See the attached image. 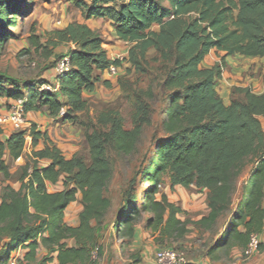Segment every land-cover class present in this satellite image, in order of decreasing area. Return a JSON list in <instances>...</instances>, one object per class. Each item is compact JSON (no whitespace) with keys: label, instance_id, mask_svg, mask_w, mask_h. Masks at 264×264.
I'll return each instance as SVG.
<instances>
[{"label":"trees","instance_id":"trees-1","mask_svg":"<svg viewBox=\"0 0 264 264\" xmlns=\"http://www.w3.org/2000/svg\"><path fill=\"white\" fill-rule=\"evenodd\" d=\"M34 2L0 0V56L13 35L10 28L30 12ZM75 5L86 19L108 20L115 38L129 43L124 61L129 64L127 74L143 73L147 53L153 50V61L163 70L160 86L167 92L161 122L164 136L139 172L147 183L144 198L138 205L130 191L125 194L112 222L117 237L133 239L141 214L147 213L144 228L166 247L183 239L190 232L189 224L210 231L229 213L207 255L217 260L220 252L231 248L243 251L251 234L264 233V86L260 93L249 86H233L231 99L224 103L214 84L222 77L226 57H264V0H75ZM54 39L53 45L72 44L60 56H69L70 68L55 77L58 89H41L47 80L6 87L0 75V98L23 100L25 113L46 111L50 118L76 124L88 107L85 94L92 93L99 81L110 86L102 77L104 70L110 64L121 67L123 62L108 57L101 35L86 22L55 30ZM211 52L217 60L202 66ZM144 96L153 97L151 87L134 93L130 128L124 127L114 108L98 113L97 123L104 129L86 128L83 133L88 162L77 153L66 158L34 123L0 139V174L5 180L10 177L5 154L19 159L27 134L31 145L30 162L22 166L19 186L1 187L0 264L18 248L22 249L19 264H84L93 249L101 250L98 237L106 228L103 221L111 205L106 191L113 174L106 144L116 156L136 150L144 126L150 123ZM247 159L251 165L233 207L235 181ZM164 176L170 189L176 185L205 189L207 213L197 220L187 217L160 191ZM59 180L61 189H47V184ZM77 195L82 208L78 224L72 226L64 215ZM67 239L73 244L68 245ZM262 248L259 241L257 249ZM39 249L44 252L38 258Z\"/></svg>","mask_w":264,"mask_h":264},{"label":"rangeland","instance_id":"rangeland-1","mask_svg":"<svg viewBox=\"0 0 264 264\" xmlns=\"http://www.w3.org/2000/svg\"><path fill=\"white\" fill-rule=\"evenodd\" d=\"M71 22H86L101 35L104 43L114 46V49H110L109 57L113 54H121L126 50V46L113 36V26L108 20L101 18L86 19L82 11L76 7L75 0H35L30 12L19 18L15 27L10 28L13 35L6 42L4 51L0 56L2 85L6 87L18 85L22 88L24 82L27 81L36 83L47 80L53 82L54 63L69 47H72L71 43L51 44V41H55L54 31L64 28ZM153 57H155V52L150 50L147 53L149 62L146 64V70L143 73L127 74L126 69L129 64L123 63L116 75L107 78L103 74V79H108L110 86L106 87L99 81L96 83L93 93L85 94L88 107L79 115L76 124L62 122L61 119L43 117L42 112V119L39 118L38 114L26 115L29 126L34 123L41 131H46L55 144L60 147L66 158L77 153L85 162H88V146L83 133L86 128L89 130L93 128L104 129L97 123L98 113L106 108H114L123 117L124 127L130 128L134 93L148 87L152 89V98L142 97L148 106L150 123L144 126L136 150L127 156H116L106 144L113 169L112 178L106 191V195L111 199V205L103 221L106 228L100 232L98 237L101 250L97 252L96 249H93L89 260L84 264H157L155 252L157 249L163 248L162 245L155 242L154 235L150 230L143 226L144 220L148 216L147 213L141 214L139 223L136 224V235L133 239L117 237L112 224L128 191L135 196L138 205L143 200L147 183L141 179L139 172L147 162L154 144L164 136L161 122L164 118L163 110L166 105L167 92L160 86L163 70L158 62L153 61ZM217 58L211 52L205 57L202 66L211 65ZM225 62L223 72H229L230 77L235 78L239 83H244V85L250 83L251 89L258 87L260 83H264V63L262 61H252L251 58L236 56L234 59H226ZM252 77L255 80H250ZM222 96L224 103H228L232 97L231 94L227 95L226 93H222ZM8 106L9 99L1 97L0 109H6ZM39 120L42 123H39ZM261 120L264 130V117H261ZM1 127L0 139L3 140L12 130L10 131L11 128L7 124ZM26 141L24 153L19 159L11 160L7 153L5 154L10 177L5 180L0 174V192L2 185L6 183L14 188L19 186L22 166L30 162V138ZM250 165L251 160L247 159L242 174L235 181L236 191L232 196V205L238 198L240 185L245 179ZM165 184H167V179L164 176V184L161 185L160 191L164 189ZM62 187V181L59 180L57 183L49 185L48 188L49 191H54ZM81 208L80 196L77 195L76 200L69 204L65 211V222L75 225ZM226 215L220 217L217 225L209 232L200 231L192 226L190 232L183 239L174 241L166 247L182 251L185 263L202 258L220 231ZM189 218L192 216L189 215ZM199 239L202 242L198 244ZM259 241L263 248L257 249L249 257H245L241 250H234L233 252L230 250L227 253L220 252L218 259L211 261L210 264H264V233L259 236Z\"/></svg>","mask_w":264,"mask_h":264},{"label":"built area","instance_id":"built-area-1","mask_svg":"<svg viewBox=\"0 0 264 264\" xmlns=\"http://www.w3.org/2000/svg\"><path fill=\"white\" fill-rule=\"evenodd\" d=\"M122 42V41H121ZM126 46V50L123 53H117L111 55L109 57L111 60H118L124 63L127 52L129 49L128 42H122ZM70 68V59L68 55H64L60 57L53 66L54 71V81L49 82L46 81L41 85V89H47L50 91H56L58 89V84L55 80L57 75H62L63 73L67 72ZM120 67L115 66L114 64H110L107 69L104 70L103 74L109 78L114 76L118 73ZM63 114V109L60 111V115ZM27 113L24 111L23 100H9V106L6 109H0V127L4 124L9 125L12 130L17 129H25L28 128L29 123L27 120ZM2 128V127H1ZM26 140L29 139V135L25 136ZM259 243V235L251 234L249 238V242L246 248L242 251V254L245 257H249L252 255L256 250ZM22 249L18 248L10 252L8 259L3 264H19L18 259L21 258ZM155 260L157 264H184L185 257L184 253L178 249L170 248V247H163L157 249L155 252Z\"/></svg>","mask_w":264,"mask_h":264},{"label":"crops","instance_id":"crops-1","mask_svg":"<svg viewBox=\"0 0 264 264\" xmlns=\"http://www.w3.org/2000/svg\"><path fill=\"white\" fill-rule=\"evenodd\" d=\"M112 34L115 37L113 30H112ZM103 47L106 50L107 55L109 57V52L111 51L110 49L111 48L114 49V46H110L109 43H103ZM236 56H242V55L228 56L225 58V60L228 58L234 59V58H236ZM242 57H246V56H242ZM247 58H251L252 61H262L264 63V57H247ZM226 62H228V61H226ZM263 70H264V67H263ZM253 79L254 78L252 77L250 80H253ZM239 85L240 86H250V83H247L246 85H244V83H239L238 81H236L235 78L230 77L229 72L225 71V73L224 72L222 73V77L216 80V82L214 84V88L218 92L220 97L223 98L222 93H224V94L226 93L227 95H230L231 87L239 86ZM263 85H264V83H260L258 85V87H256V88L254 87V88H252V90L255 93H260L263 89ZM87 94H91V93H87ZM35 114H38L39 118L41 117V111L40 112L39 111L38 112H28L27 116L28 115H35ZM42 114H43V117H49L47 115L46 111H43ZM41 119H42V117H41ZM51 119H53V118H51ZM39 123H42V121H40ZM48 136L54 142V140L50 137L49 134H48ZM48 187H49V184H47V189L49 190ZM161 191L167 195V198L169 201L178 204L183 210H185L187 217H189V215L192 216V218H190L191 220L199 219L202 215L206 214L208 211L206 203H205V196H206V190L205 189H196L194 186H191L189 189H186L180 185H176L173 187V189H170L168 187V185L165 184L164 189H162ZM233 207H234V205H233ZM180 217L184 218L183 215H181ZM229 217H230V214L228 213L225 217V220H224L222 227L220 228V231L214 237V241L211 243V245L215 242V240L219 236L220 232L224 228ZM77 224H78V221H77V223H75V225H77ZM75 225H72V226H75ZM216 225H217V222H216L215 226ZM191 227H192V225L189 224L188 228L190 229ZM205 232L207 233V232H209V230H205ZM66 242L68 245L73 244L72 239H67ZM201 242H202V240L199 239L197 243L199 244ZM230 250L233 252L234 250H238V249L237 248H231ZM43 252H44L43 249H39L37 251V257L38 258L41 257ZM205 254L206 255H204L202 258H200L198 260L194 259V260L188 261V264H190L189 262H191L192 264H210L211 261H214V260H211L209 258V256L207 255V251L205 252Z\"/></svg>","mask_w":264,"mask_h":264}]
</instances>
